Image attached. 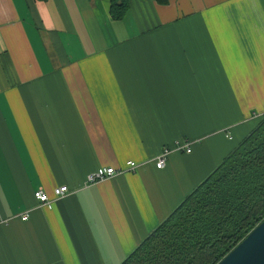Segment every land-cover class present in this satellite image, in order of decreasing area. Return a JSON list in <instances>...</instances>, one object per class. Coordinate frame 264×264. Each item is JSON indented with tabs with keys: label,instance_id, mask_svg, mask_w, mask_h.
I'll return each instance as SVG.
<instances>
[{
	"label": "crops",
	"instance_id": "0c3cea01",
	"mask_svg": "<svg viewBox=\"0 0 264 264\" xmlns=\"http://www.w3.org/2000/svg\"><path fill=\"white\" fill-rule=\"evenodd\" d=\"M263 114L264 0H0V264H120Z\"/></svg>",
	"mask_w": 264,
	"mask_h": 264
},
{
	"label": "trees",
	"instance_id": "16d2710c",
	"mask_svg": "<svg viewBox=\"0 0 264 264\" xmlns=\"http://www.w3.org/2000/svg\"><path fill=\"white\" fill-rule=\"evenodd\" d=\"M127 6L110 0L111 13ZM263 218L264 114L120 264H216Z\"/></svg>",
	"mask_w": 264,
	"mask_h": 264
},
{
	"label": "water",
	"instance_id": "95a60500",
	"mask_svg": "<svg viewBox=\"0 0 264 264\" xmlns=\"http://www.w3.org/2000/svg\"><path fill=\"white\" fill-rule=\"evenodd\" d=\"M216 264H264V218Z\"/></svg>",
	"mask_w": 264,
	"mask_h": 264
},
{
	"label": "built area",
	"instance_id": "2783aa9c",
	"mask_svg": "<svg viewBox=\"0 0 264 264\" xmlns=\"http://www.w3.org/2000/svg\"><path fill=\"white\" fill-rule=\"evenodd\" d=\"M177 149L184 151V152H187V153L190 152V147L186 143H182V144L178 145ZM168 153H169V149H163L157 155V157L155 159V165L157 168L164 167ZM135 167H136V165L133 161H127V167H126L127 170L134 171ZM123 171H124V169H115L114 167H99L95 171L90 173L87 176L86 180L88 182H96V181L108 178L112 175L120 174ZM67 191H68L67 186H65V185L59 186L55 190V194H56L55 197H62L64 194L67 193ZM34 195H35L36 199L40 202V205L50 207L51 200L44 191L39 189L34 193ZM27 217H28V215L25 213L24 215L21 216V219L26 220ZM7 221H8V218L4 219L0 216V223H5Z\"/></svg>",
	"mask_w": 264,
	"mask_h": 264
},
{
	"label": "rangeland",
	"instance_id": "374dc122",
	"mask_svg": "<svg viewBox=\"0 0 264 264\" xmlns=\"http://www.w3.org/2000/svg\"><path fill=\"white\" fill-rule=\"evenodd\" d=\"M257 225V224H256Z\"/></svg>",
	"mask_w": 264,
	"mask_h": 264
}]
</instances>
